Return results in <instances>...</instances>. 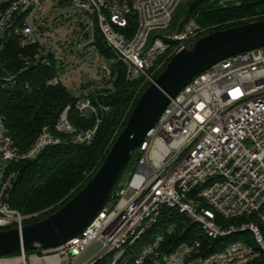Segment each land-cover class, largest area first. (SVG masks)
Masks as SVG:
<instances>
[{
	"label": "built area",
	"instance_id": "built-area-1",
	"mask_svg": "<svg viewBox=\"0 0 264 264\" xmlns=\"http://www.w3.org/2000/svg\"><path fill=\"white\" fill-rule=\"evenodd\" d=\"M183 1L0 0V92L18 87L30 91L33 72L57 63L49 41L41 40L38 23L49 3L94 15L106 49L125 68L126 82L149 85L175 54L214 28L189 19L167 33ZM85 30H91L88 45L101 59L94 47V24ZM13 46L20 53L9 66L1 56ZM61 49L67 53L69 44ZM62 59L47 86L65 85ZM112 65L97 68L109 85L115 81ZM76 99L74 109L82 118L94 117L93 126L74 128L67 106L54 125L40 129L25 152L14 145L0 113V231L21 229L47 212L22 215L11 208L18 176L12 165L35 160L51 147L89 145L95 137L109 108L89 92ZM136 151L128 179L118 183L112 199L79 236L40 254L1 257L0 264H79L94 243L101 250L85 264L108 256L110 264H264V47L217 63L186 85ZM165 212L176 222L153 234ZM184 222L199 227L205 240L219 243L216 250L208 253L213 246L204 247L197 239L181 241L184 230L175 238L178 223ZM235 235L242 239L229 240ZM146 237L148 243L135 250Z\"/></svg>",
	"mask_w": 264,
	"mask_h": 264
},
{
	"label": "trees",
	"instance_id": "trees-1",
	"mask_svg": "<svg viewBox=\"0 0 264 264\" xmlns=\"http://www.w3.org/2000/svg\"><path fill=\"white\" fill-rule=\"evenodd\" d=\"M236 3H226L222 6L219 0H192L185 4L186 10L184 16L180 17V25L193 19L201 27H214L210 31L214 32L246 24L250 21H243V19L247 18H256L251 21L264 20V0H239L238 4ZM176 21L178 20L174 16L173 24ZM132 30H134V25L130 28L129 35ZM94 47L101 58L114 59V56L106 49L97 27L94 31ZM19 53L20 50L13 46L12 50L6 51L1 56L2 61L10 66ZM111 70L115 81L110 88L96 90L91 96V98L96 97L98 103L108 107L109 111L104 114L96 135L89 145L69 143L51 147L35 160L20 162L10 167L18 173L10 195L11 208L22 215L47 210L43 217L33 222L53 214L84 187L106 157L119 132L126 125L138 97L148 86L147 84L142 85L140 80L126 82L125 68L119 62L113 63ZM33 73V84L30 91L18 87L14 90L0 92V113L4 117L5 126L14 145L20 152L28 150L43 126L54 125L67 106L71 107L68 118L74 128L87 130L94 124V117H80L74 109L77 99L71 98L62 85L54 87L46 85V81L56 74L54 62L50 69L40 68ZM133 163L136 161L132 156L123 174L131 166L133 167ZM113 196L114 192L109 201ZM167 215L168 213L165 212L161 217L152 231L153 234L176 222L174 218H169ZM232 222L235 221H229V223ZM180 230H184L180 237L181 241L197 239L204 247L213 246L208 253L214 252L216 250L214 246L219 244L205 240L195 231V226H190L187 222L178 223L175 238ZM228 242L229 240H225V245ZM147 243L146 237L137 244L135 250L138 251ZM27 254H40V252L33 251ZM111 260L112 257L108 256L95 264H110Z\"/></svg>",
	"mask_w": 264,
	"mask_h": 264
},
{
	"label": "water",
	"instance_id": "water-1",
	"mask_svg": "<svg viewBox=\"0 0 264 264\" xmlns=\"http://www.w3.org/2000/svg\"><path fill=\"white\" fill-rule=\"evenodd\" d=\"M264 47V20L208 33L175 54L138 97L126 125L84 187L50 216L0 231V258L55 249L79 236L112 196L119 180L170 99L213 65Z\"/></svg>",
	"mask_w": 264,
	"mask_h": 264
},
{
	"label": "rangeland",
	"instance_id": "rangeland-1",
	"mask_svg": "<svg viewBox=\"0 0 264 264\" xmlns=\"http://www.w3.org/2000/svg\"><path fill=\"white\" fill-rule=\"evenodd\" d=\"M192 0H184L176 9L174 16L178 21L173 24V27L167 30V33L176 31V24L179 22L180 17L184 16L186 10V3ZM239 0H219V3L224 6L226 3L238 4ZM41 24V40L42 42L49 41V51L56 57V69L62 66L60 60L64 57L66 59V83L63 84L67 93L71 98H79L83 96L84 92H89L91 96L95 94L96 90L103 88H110L106 81H101L97 74V68L100 63L108 66L115 63V60H106L104 58H97L93 49L88 45L92 38L91 30H85L91 23L94 24V31L96 25L94 15L88 14L80 9L73 8L72 6L57 5L49 3L43 6L42 14L38 17V23ZM86 31V32H85ZM83 32L85 34L82 36ZM64 43L69 44V51L64 53L61 47ZM81 46L77 50V46ZM90 48V49H89ZM63 60V59H62ZM138 152L133 153V160L136 161ZM136 163H133L126 172L123 174L120 183L128 179L133 171ZM229 223V222H228ZM234 224V222L229 223ZM195 231L202 236L199 227ZM242 239V236H231L229 240L237 241ZM101 250L100 243L91 245L86 253L81 257L79 264H85L92 260ZM124 263V262H123Z\"/></svg>",
	"mask_w": 264,
	"mask_h": 264
}]
</instances>
